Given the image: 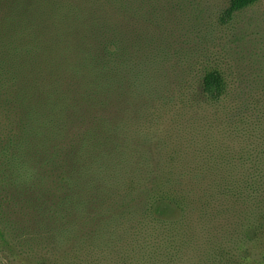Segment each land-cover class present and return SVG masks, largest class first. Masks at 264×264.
I'll return each mask as SVG.
<instances>
[{
  "label": "rangeland",
  "instance_id": "1",
  "mask_svg": "<svg viewBox=\"0 0 264 264\" xmlns=\"http://www.w3.org/2000/svg\"><path fill=\"white\" fill-rule=\"evenodd\" d=\"M229 3L145 0L146 19L132 27L139 53L121 113L128 156L141 155L145 171L156 165L157 172L180 177L178 187L199 202L192 201L184 221L170 228L176 229L170 239L172 246L177 240L178 255L145 248L133 263V247L139 245L129 235L127 264H264V0L223 20ZM213 70L224 80L217 99L209 98L201 85ZM7 97L0 94V151L5 135L16 134L13 124L23 110L16 101L6 103ZM36 163L35 171L44 174L40 204L51 216L60 175ZM1 186L0 222L7 221L10 230L0 235V264H39L42 258L51 264L49 225L41 220L42 211L33 214L26 202L37 193L21 191L18 197ZM66 252L68 257L58 262L117 264L120 257L101 255L95 244L82 246L77 254Z\"/></svg>",
  "mask_w": 264,
  "mask_h": 264
},
{
  "label": "trees",
  "instance_id": "2",
  "mask_svg": "<svg viewBox=\"0 0 264 264\" xmlns=\"http://www.w3.org/2000/svg\"><path fill=\"white\" fill-rule=\"evenodd\" d=\"M254 1L230 0L223 20ZM0 7V94L23 108L12 126L16 134L5 135L1 146L0 185L18 197L21 191L37 193L26 202L49 225L51 264H64L58 261L68 257L66 251L77 254L92 244L101 255L115 252L117 264H127L129 235L139 245L133 247V263L145 248L178 255L177 240L172 246L170 239L176 229L170 228L199 201L179 188L180 177L161 174L156 165L145 171L141 155L128 156L121 114L139 53L132 27L146 19L145 0H0ZM201 85L211 99L224 93L216 70ZM36 162L60 175L51 216L40 204L44 174L35 171ZM8 226L0 222L3 237Z\"/></svg>",
  "mask_w": 264,
  "mask_h": 264
}]
</instances>
